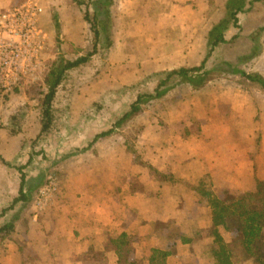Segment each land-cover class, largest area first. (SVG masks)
<instances>
[{
    "label": "crops",
    "instance_id": "obj_1",
    "mask_svg": "<svg viewBox=\"0 0 264 264\" xmlns=\"http://www.w3.org/2000/svg\"><path fill=\"white\" fill-rule=\"evenodd\" d=\"M71 1L80 9L85 5L80 0H0V15L28 2L38 6L47 36L44 58L48 59L54 32L57 42L65 37L76 44L78 33L73 30L86 27L85 13L82 17L78 10L72 11ZM89 1L90 10L95 0ZM227 2L112 0L108 20L117 9L120 22L127 18L121 28L125 37L122 55L141 65L140 80L149 73L171 72L195 62L201 65L207 56L208 35L226 17ZM238 20L240 29L231 27L225 33L228 44L215 49L210 64L228 62L240 65L241 72L264 77V3L249 6ZM112 24L108 59L116 60V54L111 56L119 50L114 16ZM245 66L251 72L244 71ZM28 80L24 78L14 92L0 95V215L7 211L0 218V227L18 219L15 232L0 238V264H150L153 251L169 252L167 264H216L212 256L213 210L198 189L203 183L223 200L231 194L255 193L258 182H264V91L260 85L246 81L250 88L244 95L210 99L207 117L228 121L230 126L202 128L186 139L172 137L169 127L174 121L179 123L180 115L194 114V107L182 114L178 108L170 109L167 137L156 149L159 157L151 152L148 157L142 155L148 170L133 164L121 136L115 133L118 128L107 126L114 113H106V98L91 91L103 88L102 77L81 94L73 89L78 81L70 85L65 80L53 102V128L45 132L43 102L37 103L21 90ZM211 82L202 90L210 88ZM233 86L241 92V83ZM109 131L114 133L97 140ZM147 131L141 138H146ZM48 145L49 150L56 146V153L66 155L54 164L61 188L39 212L34 199L41 188L36 190L38 180L30 179L27 172ZM22 168L31 208L22 201L15 205ZM152 168L160 175H153ZM239 230L238 219H230L220 228L234 254L231 263L254 264L242 251ZM123 234L128 236V245L119 256L112 241ZM257 248L264 251V231Z\"/></svg>",
    "mask_w": 264,
    "mask_h": 264
},
{
    "label": "rangeland",
    "instance_id": "obj_2",
    "mask_svg": "<svg viewBox=\"0 0 264 264\" xmlns=\"http://www.w3.org/2000/svg\"><path fill=\"white\" fill-rule=\"evenodd\" d=\"M80 1L85 3L81 9L71 1L72 6H74L72 11L73 9L74 12L78 10L83 17V13L88 10L87 7L91 6L92 3L89 0ZM90 10L93 14L94 10L91 7ZM117 11L115 10L113 16L117 24L114 26L119 50H116L113 53L111 52V56L116 54V60L112 59L111 56V59H108L107 40L105 38L107 36L108 40L112 41L113 16H111L110 20H106L104 17H101V27H105L106 32L102 34L103 39L99 46L98 54L91 59L92 62L86 68L73 73L72 71L68 72L65 79L67 81L66 83L70 85H74V82L78 81L77 84L74 85L75 87L73 89L75 94H81L87 89L89 90L92 88L94 83L102 77L103 88H92L91 91L94 92L95 95L99 94L106 98L103 104L106 108V113H114L113 120H111V123L109 122L107 126L113 127L114 129H116V124L122 119V117L131 110V106L137 101L139 96L155 95L160 82V72L149 73L144 79L138 80V75H141L140 73H142V70L139 67L141 65H138L131 57L126 58L122 55L125 42V37L122 35V29L125 28V21L127 18L120 22L116 16ZM223 15L224 13L222 14V17ZM84 23L86 25L85 28L83 27L84 31H82L81 27L78 28V30H73V32L77 31L78 33L76 34L79 40H77L76 44H71L65 37L61 43L57 42L56 32L53 33L54 35H52V38L50 37L51 45H49L48 59H43L44 64L42 69L44 70L40 73L38 72L39 74L37 73V77L30 78L28 80L29 84H26L27 86L21 89L31 98L36 99L37 103H40V101L43 102L44 100V95L46 93L45 80L49 76L54 62L60 59L76 61L81 56L84 57L89 51L93 50L94 34L90 30V25L86 23V21ZM242 57L245 58L248 56ZM210 63L211 61L208 64V68L212 71L217 67V65H219L217 63ZM198 66L200 65L195 62V64L190 63L185 68H194ZM234 66H238L236 70L241 71L239 67L240 65ZM243 70L251 72L250 68L247 66H245ZM139 82H142V84ZM238 82L242 84V87L240 86L241 92L237 91V88L233 86ZM246 88H250V86L246 84V80L244 78H241L238 75L213 73L210 88L205 90H202L204 89L202 88V92L199 93L200 90H195L192 86L183 84L175 89L169 90L163 99L145 103L141 107V111L133 116L132 119L121 128H118L117 131L115 130V133H118L121 136V141L125 144L128 151V157L133 159V164L146 167L149 170V163L145 162L146 158L142 155L145 154L148 157L151 152L154 156L156 155L157 158L159 157V152H157L156 149L158 150L161 148L163 145V139L167 137L166 133L168 132L167 128L169 126L167 125L168 122L166 121V118L170 109L178 108L182 114L187 111H191L194 107V114L188 115L187 113L185 116L180 115L179 123L176 124L174 121V123L172 122V126L169 127L171 131L170 135L172 137L175 136L181 140L183 138L186 139L191 136L193 131H196L195 133H200L202 128L204 129L210 126L212 128L213 126H221L222 124L225 127L230 126L228 121H214V119H209L207 117L205 111H208L210 99L214 101V98H216L215 96L219 97L218 95H244L243 92L246 93ZM262 91L264 90L262 89ZM1 94L6 96V93L0 89V95ZM70 94H73V92ZM257 94L261 95L259 92ZM59 113L62 114L63 110L60 109ZM176 116V113L172 114L174 119H176ZM184 120H187V123H184ZM234 122H236V120ZM146 130H148L146 138H141V135L144 134ZM59 138L61 141L64 140V137L60 136ZM48 146L47 152L44 154L45 156H42L41 153L36 156L39 158L37 163L31 165V168L28 169L27 172L30 179L38 180L39 186L36 188L37 191L45 185L48 176L58 173L55 172L57 169H55L54 164L60 162L66 155L60 154L58 151L56 153V146L52 151L49 150L51 146ZM152 174L158 176L160 175L158 171L153 168ZM31 207L32 205H29V208Z\"/></svg>",
    "mask_w": 264,
    "mask_h": 264
},
{
    "label": "trees",
    "instance_id": "obj_3",
    "mask_svg": "<svg viewBox=\"0 0 264 264\" xmlns=\"http://www.w3.org/2000/svg\"><path fill=\"white\" fill-rule=\"evenodd\" d=\"M93 1V0H92ZM78 2V1H76ZM112 0H95L92 5L93 14L88 9L85 12V19L90 25V30L94 34L93 50L89 51L84 57L76 61H67L60 59L53 63L49 76L45 80L46 93L43 100V130L49 131L53 128L54 114L53 102L57 95V90L65 81L67 73L88 64L91 59L98 54L99 46L102 42V34L106 32L105 27H101V17L108 19L109 6ZM255 3H264V0H228L226 5V17L217 25H215L208 35V51L207 56L200 66L194 68H181L171 72L160 73V82L156 89L155 95H141L137 101L131 106V110L126 113L122 119L116 124L117 128H121L133 116L141 111V107L150 101L159 100L166 96L169 90L175 89L180 85H190L195 90H201L212 81L213 73H222L223 75H238L249 81L252 84H258L264 89V77L258 73L247 74L236 70L238 66H234L228 62H222L212 71L208 68V64L213 57L215 49L223 44H228L225 39V33L231 28L240 29L238 16L245 12L249 6L252 7ZM80 5L83 2H79ZM104 23V22H103ZM103 31V32H102ZM261 33V31H260ZM107 40L108 50L112 47V41ZM256 49L259 50V48ZM114 132L109 131L97 137V140L104 136H111ZM96 140V141H97ZM22 173V184L20 197L15 202V205L22 201L28 204V194L25 191L27 182L26 175ZM39 185V184H38ZM200 195L206 198L213 210V230L212 237L214 238V247L212 256L216 264H232L234 254L227 247L221 233L220 228L226 226L230 219H238L240 222V232L242 235L241 247L242 251L250 256L254 264H264V251L257 248V244L261 239L264 231V182H258V190L255 193L236 195L231 194L228 197L219 199L212 192L206 190L205 184H201L198 189ZM33 191V190H31ZM11 210V209H9ZM7 211L4 212V215ZM4 215H0L2 218ZM15 218L10 223L0 227V238L10 237L16 229ZM185 242H188L186 239ZM128 245V236L121 235L118 239L112 241V246L119 256H123L125 247ZM170 256L169 252L153 251V257L150 264H167V259Z\"/></svg>",
    "mask_w": 264,
    "mask_h": 264
},
{
    "label": "built area",
    "instance_id": "obj_4",
    "mask_svg": "<svg viewBox=\"0 0 264 264\" xmlns=\"http://www.w3.org/2000/svg\"><path fill=\"white\" fill-rule=\"evenodd\" d=\"M40 13L38 6L28 2L0 15V89L4 92H14L24 78H35L44 70L47 36ZM60 188V179L55 174L48 176L34 199L39 212Z\"/></svg>",
    "mask_w": 264,
    "mask_h": 264
}]
</instances>
